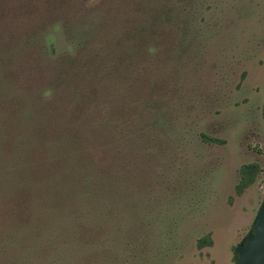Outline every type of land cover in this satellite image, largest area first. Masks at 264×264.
Listing matches in <instances>:
<instances>
[{
  "label": "trees",
  "instance_id": "1",
  "mask_svg": "<svg viewBox=\"0 0 264 264\" xmlns=\"http://www.w3.org/2000/svg\"><path fill=\"white\" fill-rule=\"evenodd\" d=\"M89 1L0 0V213L14 205L37 236L41 219L83 211L94 223L68 232L74 253L96 231L98 208L117 209L113 145L165 125L199 46L187 5ZM57 25L71 43L61 53L47 32ZM257 167L240 168L238 193Z\"/></svg>",
  "mask_w": 264,
  "mask_h": 264
},
{
  "label": "rangeland",
  "instance_id": "2",
  "mask_svg": "<svg viewBox=\"0 0 264 264\" xmlns=\"http://www.w3.org/2000/svg\"><path fill=\"white\" fill-rule=\"evenodd\" d=\"M161 1L187 5L199 46L165 125L113 145L114 214L98 208L96 231L75 254L68 232L92 216L63 210L33 236L13 205L0 213V264H236L264 195V0ZM47 32L57 53L70 49L59 25ZM248 163L257 172L238 193ZM61 233L65 242L51 241Z\"/></svg>",
  "mask_w": 264,
  "mask_h": 264
},
{
  "label": "water",
  "instance_id": "3",
  "mask_svg": "<svg viewBox=\"0 0 264 264\" xmlns=\"http://www.w3.org/2000/svg\"><path fill=\"white\" fill-rule=\"evenodd\" d=\"M237 264H264V197L250 231L235 248Z\"/></svg>",
  "mask_w": 264,
  "mask_h": 264
},
{
  "label": "flooded vegetation",
  "instance_id": "4",
  "mask_svg": "<svg viewBox=\"0 0 264 264\" xmlns=\"http://www.w3.org/2000/svg\"><path fill=\"white\" fill-rule=\"evenodd\" d=\"M240 175H241V174H240ZM240 180H241V176H240ZM240 180H239V182H240ZM238 184H239V183H238ZM244 189H245V187H244ZM244 189H243V190H244ZM243 190H242V191H243ZM239 195H240V194H239ZM263 197H264V195H263ZM262 199H263V198H262ZM261 202H262V201H261ZM260 204H261V203H260ZM259 207H260V205H259ZM258 209H259V208H258ZM257 211H258V210H257ZM256 214H257V213H256ZM255 216H256V215H255ZM252 223H253V222H252ZM251 226H252V224H251ZM250 229H251V228H250ZM249 231H250V230H249ZM249 231H248V232H249ZM248 232H247V233H248ZM247 233H246V234H247ZM242 239H243V238H242ZM201 240H202V239H201ZM203 240H205V239H203ZM199 241H200V240H199ZM199 241H198L197 244H198V246H200V247H202V246H204L205 244L208 243V241L205 240L204 243H200V245H199ZM240 242H241V241H240ZM240 242H239V243H240ZM238 245H239V244H238ZM238 245H237V246H238ZM234 254H235V250H234ZM234 257H235V255H234ZM235 263H236V260H235ZM236 264H237V263H236Z\"/></svg>",
  "mask_w": 264,
  "mask_h": 264
}]
</instances>
